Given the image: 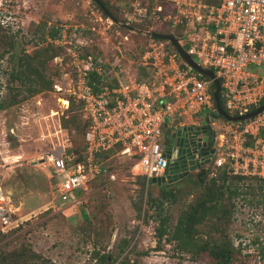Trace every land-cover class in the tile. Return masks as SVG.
I'll return each instance as SVG.
<instances>
[{
    "label": "rangeland",
    "instance_id": "1",
    "mask_svg": "<svg viewBox=\"0 0 264 264\" xmlns=\"http://www.w3.org/2000/svg\"><path fill=\"white\" fill-rule=\"evenodd\" d=\"M102 1L117 21L106 18L92 0H0V25L16 38L15 49L2 61L3 68L10 69V58L14 56L16 62L22 48L30 54L51 44L60 48L54 43L58 37L76 46L82 56L92 53L100 61L105 86L156 79V67L145 64L143 58L154 39L151 33L177 26L153 14L135 15L130 6L134 0ZM53 28L58 31L55 37L49 35ZM161 41L171 48L168 40ZM45 74L57 75L52 61L46 64ZM0 83L6 97L7 77L1 72ZM51 90L0 112V187L16 222L0 230V252L28 245L53 264H99L95 253L107 255L108 264H211L199 249L205 240L218 239L231 241L242 255H250L243 259L244 264H258L259 248L253 243L259 240L264 249V202L258 204L264 185L256 180L240 183L246 194L232 200L235 208L230 218L224 217L220 224L209 219L192 241L174 236L181 212L195 204L210 179L220 174L211 162L206 164L210 175L204 186L193 172L188 178L167 183L163 197L156 183L147 186L144 178L133 177L131 160L107 155L101 159L106 172L92 180L86 192L77 194L82 195V203L60 202L59 178L47 156L60 144L81 150L85 119L78 106L62 115L52 114L58 107ZM167 128H162V140ZM112 172L115 181H110ZM225 205L230 207L228 202ZM161 218H167L164 230Z\"/></svg>",
    "mask_w": 264,
    "mask_h": 264
},
{
    "label": "built area",
    "instance_id": "2",
    "mask_svg": "<svg viewBox=\"0 0 264 264\" xmlns=\"http://www.w3.org/2000/svg\"><path fill=\"white\" fill-rule=\"evenodd\" d=\"M150 1L134 0L130 5L133 13L146 17ZM154 1L167 2L171 9L160 14L163 5L156 4L150 11L156 19L172 26L185 24L184 34L177 38L198 66L212 70L219 79L220 101L222 96V108L228 115L242 116L261 105L264 0ZM54 43L63 51L51 59L57 75L50 92L58 107L51 112L62 115L72 100L80 105L88 123L83 136L84 161L75 162L73 153L66 155L64 144L52 148L47 156L59 178L60 202L82 203V195L77 194L86 192L89 183L105 172L97 156L106 152L131 160V174L144 178L147 186L154 177L163 176L168 164L167 142L161 139L163 127L175 132L187 126L201 132L188 139L198 168L206 165L203 131H210L214 134L211 161L217 168L227 167L234 176L264 179V110L239 122L220 117L214 81L192 67L171 41L168 49L165 42L154 38L143 57L145 64L156 67V79H134L114 87L102 84L97 92L88 77L93 71L103 76L100 61L92 55L82 56L76 46L61 38L56 37ZM109 177L110 181L117 179L113 172ZM15 223L0 187V230Z\"/></svg>",
    "mask_w": 264,
    "mask_h": 264
},
{
    "label": "trees",
    "instance_id": "3",
    "mask_svg": "<svg viewBox=\"0 0 264 264\" xmlns=\"http://www.w3.org/2000/svg\"><path fill=\"white\" fill-rule=\"evenodd\" d=\"M100 12L106 17L110 18L114 21H117L116 18L109 12L107 6L102 0H92ZM161 3L163 5V10L160 14L167 12L169 10L170 5L167 2L158 1L155 2L154 0L149 2V13L156 4ZM171 10V9H170ZM147 16V17H148ZM168 23V22H166ZM170 26L168 25L166 30L159 31L155 29V32L160 34H172L176 37H181L183 35V30L185 28V24H178L176 28L180 34L176 33V28L174 30L169 29ZM57 29L53 28L50 30L49 35L55 37L57 35ZM158 40H166L162 38L154 37ZM0 46L2 50L0 51V72L7 77V96H2L1 90L3 84L0 83V112L6 110L9 107L14 106L20 100L26 99L29 96H33L37 93H40L43 90H50L52 88L54 79L50 76L45 74L46 64L51 61L54 55L61 52V48L55 47L51 44L48 46L40 47L39 49L35 50L33 54H30L25 50V48L21 49V54L18 56L16 62L13 61L14 56L10 58V69L3 68L2 61L6 57V54L10 53L16 47V38L14 35H8L6 29H4L0 25ZM54 47V51L52 48ZM92 55V53H91ZM8 67V66H7ZM89 82L93 89L97 92L100 91V85L103 84L104 77L101 76L97 71H93L89 73ZM143 80V79H142ZM112 87V86H111ZM26 93V94H22ZM20 95V98H18ZM223 98L221 96V106H223ZM264 104V100L261 105ZM259 105V106H261ZM75 106L80 107L79 104H75L71 100L70 109L69 111H73ZM253 108L252 110H255ZM251 110V111H252ZM84 123V132L83 136L87 130L88 123ZM209 136L208 142V150L213 146L214 134L210 131H207ZM66 148V155L73 153L75 154V162H81L83 160V153L84 149L76 150L73 147H65ZM107 155H112L111 151L106 152L103 154H99L97 157L99 160L106 159ZM102 161V160H101ZM67 165L71 164L68 161L66 162ZM213 163V161H211ZM132 166V164H131ZM204 166H199L197 172L198 181L200 185H205V181L207 177L210 175V168ZM210 166V164H209ZM105 172H106V168ZM220 170V174L212 177L210 179V184L205 187L204 193L199 196L197 202L191 205L188 209L186 208L181 212L179 215L176 224L174 225V236L178 238H183L187 241H192L195 237L200 235L202 232L200 230V226L203 223L207 222L209 219L215 218L216 224H220L221 221L226 218H230L232 214V210L235 208V204L232 200L236 197H239L243 194H246L242 191L240 183L245 180H256L260 182V184L264 185V179L256 178V177H244V176H234L228 173L227 167L218 168ZM193 173V172H192ZM191 173V174H192ZM190 175V174H189ZM188 175V176H189ZM185 176L183 178H188ZM182 178V179H183ZM165 183H156L162 192L166 190L167 184ZM219 184V185H217ZM262 192L264 189H261ZM248 194V193H247ZM163 197H166V193L162 194ZM170 195L173 199L176 198V195L173 192H170ZM156 201V200H155ZM153 201V203L155 202ZM225 202H228L230 207L228 208L225 205ZM260 202V203H259ZM258 204L264 202V195L261 197V200ZM160 202L159 204H162ZM160 224L162 230H164L167 225V218H161ZM218 226V225H217ZM17 227V226H16ZM15 229V228H14ZM217 230L218 227L216 228ZM13 230V229H12ZM161 230V231H162ZM5 233V232H4ZM260 241L254 242V245H258L259 252L258 257L259 261L258 264H264V249L259 247ZM264 247V246H263ZM201 251L205 252L211 260V264H244V258H249L250 255H242L240 249H236L231 241H219L218 239H208L205 240L202 245L200 246ZM95 259L99 262V264H108V256L105 254L95 253ZM0 264H53L50 260L45 259L44 256L39 254L38 252L34 251L28 245H20L8 252H0Z\"/></svg>",
    "mask_w": 264,
    "mask_h": 264
},
{
    "label": "water",
    "instance_id": "4",
    "mask_svg": "<svg viewBox=\"0 0 264 264\" xmlns=\"http://www.w3.org/2000/svg\"><path fill=\"white\" fill-rule=\"evenodd\" d=\"M162 38L169 40L173 43V45L178 49L180 54L183 56V58L195 69L198 70L201 74L209 77L214 81L215 84V93H214V99H215V106L218 111V114L220 117L224 118L227 121L230 122H239L244 121L247 119H250L260 112L264 110V104L257 107L255 110L248 112L245 115L242 116H230L228 115L220 105V93H221V83L219 79L216 78L215 73L212 70L209 69H203L202 67L198 66V64L191 58V56L186 52V50L183 48V46L180 44L178 38L172 34H160L156 32H152L151 36ZM203 143L202 147H206V132L203 131ZM201 135V132L199 131H193L190 129V127H182L178 128L175 133L174 137L175 139L173 142H167L165 146V153H167V157L169 158V164L166 167L165 173L163 176L160 177H154L152 179V183H165L169 182L172 183L173 181H177L185 176H188L190 173L195 172L198 170V164L196 163L193 156L190 154V148L188 146V139L191 137L199 136ZM199 147V145H198ZM177 149L176 154L170 153L171 151H174ZM214 153V149H209L208 151H205L203 153L205 162L204 164H209L212 160V155Z\"/></svg>",
    "mask_w": 264,
    "mask_h": 264
},
{
    "label": "flooded vegetation",
    "instance_id": "5",
    "mask_svg": "<svg viewBox=\"0 0 264 264\" xmlns=\"http://www.w3.org/2000/svg\"><path fill=\"white\" fill-rule=\"evenodd\" d=\"M206 132V131H205ZM174 131L173 130H166V132H165V141L166 142H173V140L175 139V137H174ZM208 142H209V136H208V133L206 132V147H203V153L205 152V151H207V148H208ZM178 151H177V149H175L174 151H171L170 153H172V154H176ZM166 156H167V153H166ZM168 158V157H167ZM168 164H169V158H168ZM167 164V165H168ZM191 174V173H190ZM168 182V181H167Z\"/></svg>",
    "mask_w": 264,
    "mask_h": 264
},
{
    "label": "bare ground",
    "instance_id": "6",
    "mask_svg": "<svg viewBox=\"0 0 264 264\" xmlns=\"http://www.w3.org/2000/svg\"><path fill=\"white\" fill-rule=\"evenodd\" d=\"M52 114H55L54 112Z\"/></svg>",
    "mask_w": 264,
    "mask_h": 264
}]
</instances>
